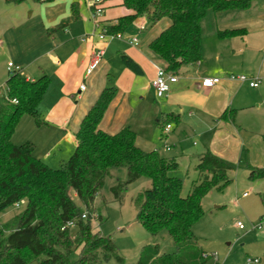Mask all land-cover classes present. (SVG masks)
<instances>
[{"label": "trees", "instance_id": "obj_1", "mask_svg": "<svg viewBox=\"0 0 264 264\" xmlns=\"http://www.w3.org/2000/svg\"><path fill=\"white\" fill-rule=\"evenodd\" d=\"M26 1L7 0L12 5ZM255 1L258 0H121L129 13L105 27L109 33L124 34L140 17H146L152 25L167 20L168 26L151 40L149 47L165 63L167 71L178 74L183 66L200 61L205 20L246 10ZM244 31L219 30L217 35L230 38ZM123 60L134 72H142L129 56L124 55ZM49 83L47 75L31 80L21 69L10 72L5 83L7 97L0 104V212L22 200L27 201V207L0 226V264H109L111 260L125 264L113 239L102 235L91 223L97 195L112 172L121 168L127 169V179L111 187L114 198L121 201L129 184L142 177L150 179L151 187L135 199L137 220L153 236L166 231L177 247L174 253L160 254L155 245L146 262L141 256L139 264H206L209 255L199 249V237L193 228L204 214V197L230 184L229 173L235 165L205 151L197 164L203 178L183 195L181 178L171 172L178 166L175 158L158 149L139 148L136 133L129 127L115 134L100 128L116 93L112 85L102 90L83 118L74 152L60 166L52 167L37 157L33 142H13L24 115L42 124L38 106ZM263 178L264 167L252 168L250 179ZM84 213L86 218H82ZM71 221L75 225L67 226Z\"/></svg>", "mask_w": 264, "mask_h": 264}, {"label": "crops", "instance_id": "obj_2", "mask_svg": "<svg viewBox=\"0 0 264 264\" xmlns=\"http://www.w3.org/2000/svg\"><path fill=\"white\" fill-rule=\"evenodd\" d=\"M5 1L8 11L2 14L11 16L15 23L0 32L1 50L6 48L8 63L13 62L28 79L35 80L43 75L50 78L43 100L50 96L51 105L42 110L41 126L47 135L53 133V138L48 139V146L33 142L35 154L48 165L58 167L74 152L80 124L104 89V76L108 75L116 93L100 128L110 134L131 128L136 133L137 146L144 151L160 150L153 138L156 128L151 121L154 120L158 127L163 122L171 124L169 132L165 131L166 124L160 129L161 134L164 132L168 137L170 133L175 137L176 130L185 137L190 133L201 136L205 151L210 150L227 162L232 161L240 147L250 148V153L263 149L261 144L264 143L259 141V138L264 141L263 132L255 137L242 123L245 122L243 115L251 108L247 102L248 94L253 92L262 96L264 83L262 90L261 82L258 87H251L247 82L229 78L230 74L248 73L245 63L260 55V67L249 73L264 81V41L249 47L243 38L250 31H264V15L243 17L253 4L246 10L205 20L200 61L183 66L177 74L178 80L170 83L167 95L157 97L152 80L157 69L165 67V63L152 52L149 43L168 26L167 20L152 25L153 31L142 40L138 37L136 46L128 43L127 38L131 36L127 32L124 33L125 39L100 40L93 36L94 24L86 0H54L48 3L27 0L18 5ZM102 5L101 21L104 25L114 24L117 18L129 13L121 5V0H103ZM27 11L29 18H25ZM137 21L147 23V18L140 17L133 25ZM226 29L245 31L238 36L220 38L217 31ZM140 30H146L145 24L140 25ZM97 48L104 49L103 58L95 70L86 75ZM247 48H251L250 51ZM124 55L138 64L142 72L131 70L123 60ZM236 60L239 62L235 63ZM203 77H219L221 81L212 88H203L200 86ZM82 84H85L83 90ZM150 96H154L149 119L151 124L145 126V101ZM143 126L151 127L150 135L144 137L146 130L142 129ZM262 155L258 162L254 157L253 168L264 167L263 151ZM172 157L176 159V154Z\"/></svg>", "mask_w": 264, "mask_h": 264}, {"label": "rangeland", "instance_id": "obj_3", "mask_svg": "<svg viewBox=\"0 0 264 264\" xmlns=\"http://www.w3.org/2000/svg\"><path fill=\"white\" fill-rule=\"evenodd\" d=\"M5 2V0H0V32L3 28L15 25L11 16L2 14L8 11ZM263 4V0L255 1L251 9L243 13V17H249L253 14L264 15ZM25 18H29V11L26 12ZM139 21L131 26L127 33L131 37H139L142 40L153 29L151 28L152 23L148 22V19L147 23ZM141 24H145L146 30H140ZM243 38L248 41V46L252 47L264 41V31H250ZM237 41L242 43L240 42L241 40ZM1 49L2 46L0 45V104L4 101V96L6 95L5 80L9 72V55L6 52V48L4 50ZM250 49L247 48L249 51ZM263 55L264 52L262 53ZM260 57L259 55L258 58L247 60L245 69H248L246 71L248 73L243 75L261 79V77L249 73L250 70L260 67L262 63ZM238 62L239 60L235 61V63ZM104 78H106L104 88L113 85L109 75L104 76ZM260 82L262 89L264 81L261 80ZM46 93L45 96L47 95ZM248 96L247 102L248 105H251V108L247 109V114L243 115L245 122L242 125L248 129L249 133L259 137L261 136L260 133L264 131V92L262 96L253 92L249 93ZM50 100L51 98L48 96L39 103L38 118L41 121L42 110L50 107ZM157 100H160V98H157ZM152 101L154 102V96L148 97L145 101L146 121L143 125H150L152 122V125L156 128L153 138H155L163 155L172 157L176 154L178 166L171 172L172 175L181 178L182 194L187 195L193 183L203 178L199 176L197 170L198 156L205 151L203 138L194 133H190L185 137L180 135L177 130L175 131V137H173L174 133H170L168 137L163 130L161 134L160 129L166 123L163 122L158 127L155 120L149 122ZM136 105L137 103L134 104V106ZM236 123H239L237 119ZM142 129L146 130L144 137L152 132L151 127ZM45 131V128L38 124L35 117L24 115L14 132L13 142L20 145L26 141H32L48 146V139L53 138L51 136L53 133L47 135ZM144 132L142 131V133ZM30 138H34L37 141L35 142ZM259 141L264 143L262 138H259ZM261 147L264 149L263 144H261ZM263 149L261 151L254 150L250 153V148L240 147L232 157V161H228L235 165V169L229 173V177L232 179L230 184L221 191L213 189L202 201L204 214L193 230L199 237V249L204 250L207 255H212L207 259L206 264H264V227L260 230L253 228V225L264 217V178L250 179L252 165H255L252 160L256 157L258 162L261 159L260 154L263 156L262 151L264 154ZM112 173L113 176L106 179L103 188L93 203L92 226L100 230L102 235L110 236L113 239L120 255L125 260V264H139L141 256L143 261L146 262V257L150 255L151 248L155 245H158L160 254L176 252V244L166 231L153 236L137 220L135 199L140 192L151 187V180L142 177L129 184L124 191L123 199L118 201L114 198L111 187L118 181H126L127 169L121 168L114 170ZM244 193H247V195H244ZM26 207L27 201L22 200L18 206L14 204L1 211L0 226L9 223L13 217L22 213ZM238 223L244 224L246 228L240 229ZM72 229L75 231V228ZM75 256L76 254H73L72 258L75 259ZM249 259H258V261H249ZM109 264H118V262L111 260Z\"/></svg>", "mask_w": 264, "mask_h": 264}, {"label": "built area", "instance_id": "obj_4", "mask_svg": "<svg viewBox=\"0 0 264 264\" xmlns=\"http://www.w3.org/2000/svg\"><path fill=\"white\" fill-rule=\"evenodd\" d=\"M87 6L90 9V16L94 24V29L92 31V35L96 36L100 40H114V39H125V35L123 33H109L107 28L105 27L104 24H102L101 17L104 11L103 8V0H86ZM264 8V4H263ZM141 29H144V27H141ZM83 40L85 37L82 38ZM127 41L129 44L132 45H138L139 44V39L138 37H129L127 38ZM104 55V49L103 48H97L92 54L90 64L87 68L86 75L91 74L95 68L99 65L101 62L102 58ZM8 68L9 71L12 72L14 70H19V67H15L13 62L8 63ZM14 68V69H13ZM229 78L231 80H238L241 82H247L251 87H258L260 80L255 77H247L245 75H235V74H230ZM178 80V75L171 73L166 70L165 67H159L157 69L156 75L152 80V86L155 90L156 96L157 97H163L167 95L170 89V83H174ZM221 79L219 77H203L201 79L200 86L203 88H212L216 84L220 83ZM6 89V88H5ZM81 89H85V84L81 85ZM1 95V93H0ZM6 95H7V89H6ZM4 97H7V96ZM13 102H17V100L13 99ZM171 129V124H166L165 126V131L169 132ZM244 195H247V193H244ZM17 206L19 203L16 204ZM87 213H84L82 215V218H86ZM75 223L73 221L69 222L67 226H74ZM238 227L240 229H245L246 227L242 223H238ZM264 227V217L261 218L256 224L253 225V228L255 229H262ZM249 261H254L257 262L258 259H249Z\"/></svg>", "mask_w": 264, "mask_h": 264}]
</instances>
